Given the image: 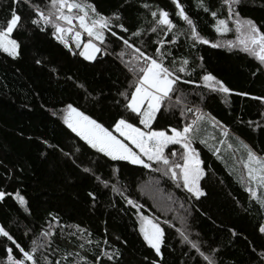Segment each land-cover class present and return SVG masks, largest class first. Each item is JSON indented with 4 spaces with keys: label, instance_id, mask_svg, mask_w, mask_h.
<instances>
[{
    "label": "trees",
    "instance_id": "trees-1",
    "mask_svg": "<svg viewBox=\"0 0 264 264\" xmlns=\"http://www.w3.org/2000/svg\"><path fill=\"white\" fill-rule=\"evenodd\" d=\"M11 2L0 0V25L9 17ZM87 2L104 15L119 12L129 28L140 25L148 30L143 37L148 44L158 39L167 41L173 32H168L165 37L164 26H157L150 11L141 5H151L152 11H168L175 25L173 31L182 33L177 41L178 48L173 49L174 55L178 62L181 57L187 58L190 66L195 67L190 76L184 77L195 83L179 86L180 91L171 101L174 107L163 110V115L158 116L153 127L157 130L182 128L195 118L186 109L199 108L206 117H214L231 131L233 147H227L219 127L208 123L202 129L201 137L208 144H201L197 139L194 147L206 166L208 176L201 182L206 195L199 200L188 199V194L177 189L174 181L153 169L126 161H111L89 149L53 112H60L68 103L78 104L86 114L109 126L119 114L124 113L122 106H113L111 97L116 95L117 88L124 90L134 78L123 70L122 62L112 53L116 45L111 39H106L110 55H99L93 62L85 61L72 55L57 41L51 34V28L43 32L35 28L30 23L32 9L26 4L20 5L17 10L23 17V27L13 33V38L20 43V54L12 58L0 51V190L13 194L0 201V224L30 251L32 240L55 217L53 227L56 235L53 240L62 251L79 252L87 257L88 264H94L95 255L102 249L111 252L119 248L122 256L117 264H148V261L158 258L139 232L135 210L126 205L111 187L106 188L104 180L114 183L125 195L143 205L142 213L146 216L150 211L158 212L142 190V185L150 183L167 196L169 222L181 230L188 228L193 239L199 237L205 246L217 249L216 257L220 264H257L256 253L264 251V234L259 233L257 225L264 223V213L245 191L242 178L246 180V175L240 156L243 140L264 157V101L251 98L264 96V75H253L259 65L254 54L233 43L229 45V41L223 38L229 36V40L235 42L234 31L227 34L215 31L216 20L227 18V6H222V0H202L213 10H218L217 17L213 18L210 13L196 7L201 0H180L196 23L199 34L210 41L209 44L196 43L193 48L192 41L184 34L188 26L176 16L172 0ZM30 3L39 4L46 11L51 6V0H30ZM235 11L241 19L264 24V0H241ZM154 26L157 27L156 33L150 31ZM69 42L72 43V38ZM213 44L218 46L213 47ZM167 47L169 45L165 43ZM116 51L119 52L120 48L116 47ZM37 60L41 63L37 64ZM207 73L223 81L232 89L231 94L226 97L223 93L210 91L201 79ZM80 84L98 98L97 103L84 100V90L77 86ZM242 92L249 95H237ZM249 121L255 123L250 125ZM221 139L225 141L224 145L218 143ZM48 145H59L65 151L70 148H79L80 151L73 162ZM213 146L220 147L221 153L214 155ZM85 168L100 179L85 172ZM16 192L27 201L30 214L15 198ZM89 192L95 193V201L89 197ZM77 226L84 230L83 235L77 232L70 236L69 233L76 232ZM162 226L165 227L168 245L164 249V264H185L187 257L182 253L188 248L180 243L176 231L167 225ZM29 229L31 232L25 235ZM105 239L112 247L103 243ZM80 243L85 244L84 249L79 248ZM5 245L12 247L0 237V264H6ZM16 252L13 247L14 256ZM41 254L49 256L48 251H38V264ZM73 260L74 257L69 256L68 264ZM102 264L108 262L102 261ZM188 264L192 262L188 261Z\"/></svg>",
    "mask_w": 264,
    "mask_h": 264
},
{
    "label": "snow or ice",
    "instance_id": "snow-or-ice-1",
    "mask_svg": "<svg viewBox=\"0 0 264 264\" xmlns=\"http://www.w3.org/2000/svg\"><path fill=\"white\" fill-rule=\"evenodd\" d=\"M240 2L241 0H222V6H227V18L216 20L215 31L220 34L229 32L231 30L229 21H231L235 31L239 34V45L244 51L254 54L259 61L253 75L256 73L264 75V31H262L264 24L257 25L251 19H241L239 13L235 11V7ZM172 3L175 5L176 16L188 26L184 34L192 41L191 47L195 48L196 43L209 44L210 41L203 38L197 31L196 23L186 13L180 0H172ZM24 4L32 9L33 17L30 23L35 28L42 32L51 28V34L57 41L72 55L82 57L85 61L93 62L99 55H110L106 39H111L116 47L120 48L119 52L116 51V47L112 48V53H115L116 59L122 62L123 70L134 78L124 90L117 88L116 95L111 97L113 106L117 108L122 106L124 113L119 114L118 118L109 126H105L103 122L93 118L92 115L86 114L78 104L74 105L73 103L66 104L60 112H53V115L59 116L67 129L75 134V137L83 141L89 149L102 154L103 157L109 158L111 161H126L131 165L153 169L174 181L177 189H182L188 194V199L199 200L205 196L206 191L201 182L208 176V172L194 144L199 139V143L207 146L208 141L201 137V133L208 123H211L212 127H219L220 135L225 138L229 136L227 128L219 124L214 117H206L201 109L192 107H188L186 111L193 113L195 118L191 122L185 123L182 128L169 127L157 130L153 127L158 116L163 115V110L174 107L171 101L174 94L180 91L179 86L195 83L191 79L184 78L190 76L191 72L195 71V67L190 66L187 58L181 57L178 62L177 56L174 55L173 49L178 48L177 41L182 33L173 31L175 25L170 19L169 12L162 9L152 11L151 5H141L150 11V16L154 18L157 26H164L165 37L168 32H173L171 39L167 41L158 39L148 44L143 39L148 30L140 25L129 28L125 25L122 14L116 12L104 15L87 0H51L50 9L47 11L39 4L32 5L30 0H12L9 6V17L3 25H0V51L12 58H16L20 54V43L13 38V33L23 27L21 23L23 17L17 9ZM196 7L203 9L205 13H210L213 18L218 15V10H213L202 0L196 4ZM150 31L156 33L157 27H151ZM84 34L88 37L86 42L82 39ZM69 35L72 37V43L69 42ZM165 43L169 47L165 48ZM231 44L230 41L229 45ZM212 46L218 45L213 44ZM36 63L40 64L41 61L37 60ZM52 71L56 72L55 69ZM68 79L71 80L72 77H68ZM201 79L212 92L223 93L226 97L232 92V89L226 86L223 81L217 80L211 73L204 74ZM77 86L84 90L86 102H98V98L92 96L84 85ZM237 95L248 96L249 93L242 92ZM251 98L264 101V96ZM183 114L182 111L181 115ZM253 123L255 122L249 121L250 125ZM256 126L260 125L257 123ZM44 143L47 144V141ZM218 143L224 145L225 141L221 139ZM174 145H179L182 149L178 160L174 159L178 156L175 150H170L166 154L169 146ZM48 146L54 147L73 162H75L76 153L80 151L79 148H75V150L70 148L65 151L59 145ZM227 147L231 149L233 145L228 144ZM244 149L246 158L242 159V165L246 170V180L244 178L242 180L245 183V191L249 194L250 200L255 201L261 212L264 213V157L258 155L247 145L244 146ZM212 151L214 155L220 154L221 148L213 146ZM218 158H220L219 155ZM84 171L91 173L88 168H85ZM91 174L94 178L100 179L94 173ZM104 186L111 187L112 191L117 192L123 198L126 205L135 210L139 218V232L144 242L158 258L148 261V264H164V249L168 245L166 244L165 227L162 224L176 231L180 237V243L188 248V251L182 253L187 257L185 264H188V261L192 264H220L216 257L218 250L213 249L211 245L205 246L199 237L193 239L188 228L181 230L175 228V225L167 219L161 220L156 216L143 215V205L138 204L131 196L125 195L114 183L109 184L107 180H104ZM9 195L13 194L0 190V201L5 200ZM14 195L19 204L24 206L25 211L30 214L25 198L19 192ZM88 195L93 201L96 200L95 193L89 192ZM54 221H56L55 217L48 221V226L43 228L39 236L32 240L30 251L22 247L5 226L0 224V237L5 238L12 245V247L5 245L6 264H38L36 256L38 251L49 252V256L41 254L39 264H68L69 256L74 257L72 264H88L86 256H81L79 252L62 251L59 244L53 240L56 235L53 227ZM257 227L259 233L264 234V223H259ZM29 232L31 229L25 232V235H28ZM77 232L83 235L84 230L77 226L76 232H71L69 235L75 236ZM61 235H63L62 228ZM87 243L91 244V241H87ZM103 243L112 247L108 245L107 239ZM96 246L99 247V243ZM13 247L17 250L16 256L13 255ZM84 247V243L79 244L80 249H84ZM252 250L254 253L256 252L254 248ZM256 255L257 264H264V251L256 253ZM121 256L119 248H114L111 252L102 249L95 255L94 264H102V261H107L108 264H117ZM145 260L147 261V258Z\"/></svg>",
    "mask_w": 264,
    "mask_h": 264
},
{
    "label": "rangeland",
    "instance_id": "rangeland-1",
    "mask_svg": "<svg viewBox=\"0 0 264 264\" xmlns=\"http://www.w3.org/2000/svg\"><path fill=\"white\" fill-rule=\"evenodd\" d=\"M229 27L231 29L230 31L231 32L234 31V34H236V38H235L236 41L235 42L233 41L232 43L234 44V46H240L239 43H238L239 34L235 31L234 25L231 26V24L229 22ZM227 33H229V32H227ZM227 33H225V34H227ZM83 36H84V41L86 42L87 39H88V37H87L86 34H84ZM83 36H82V39H83ZM69 38L70 39L72 38L71 35H69L68 39ZM223 38H225L227 41L230 42L229 36H226V37H223ZM227 130H228V132L230 134L231 131L229 129H227ZM225 140H226L227 145L228 144H232L233 143L232 141H234L231 138L230 135L227 138H225ZM245 145H247L248 147H250V145L248 143H246L245 141L242 140V142H241V148L243 149V152H241V155H242V156H240V159L241 160L243 158H246V151L244 149V146ZM170 150H175L178 153V156L174 158V159H177L178 160L179 159V154L182 152V149L180 148V146L179 145L169 146V151ZM167 151L168 150H166V154L169 152V151L168 152ZM244 171H245V175H246V170L244 169ZM142 190H143L144 194H146V195H148L150 197L153 205L155 206V208L158 211V212L150 211L149 217L156 216V217H159L161 220H165V219L169 220V217H170L169 212L170 211L167 208V204H166V202H167L166 201V197L167 196L165 194H163L161 191H158L157 189H155V186L153 184L151 185L150 183H148V184L146 183V184L142 185ZM174 218H176V217L174 216Z\"/></svg>",
    "mask_w": 264,
    "mask_h": 264
}]
</instances>
